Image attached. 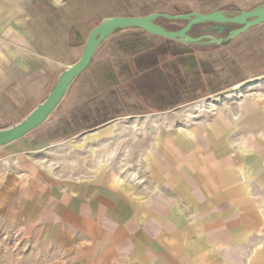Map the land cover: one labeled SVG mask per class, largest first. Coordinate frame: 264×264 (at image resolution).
<instances>
[{
  "label": "crops",
  "instance_id": "1",
  "mask_svg": "<svg viewBox=\"0 0 264 264\" xmlns=\"http://www.w3.org/2000/svg\"><path fill=\"white\" fill-rule=\"evenodd\" d=\"M103 13L96 0H0V129L48 97L106 18L131 16ZM200 44L118 31L51 131L39 136L49 118L0 148V264H264V24L228 46ZM199 87L236 90L230 116L176 121L175 94ZM112 145L140 147L146 170H94ZM64 150L68 168L48 164Z\"/></svg>",
  "mask_w": 264,
  "mask_h": 264
},
{
  "label": "rangeland",
  "instance_id": "2",
  "mask_svg": "<svg viewBox=\"0 0 264 264\" xmlns=\"http://www.w3.org/2000/svg\"><path fill=\"white\" fill-rule=\"evenodd\" d=\"M103 2L105 3L103 4ZM96 3L99 4L102 9H104V15L107 13L112 15L124 13L127 9L130 11V17L147 16L154 13L180 15L188 13H211L215 11H223L227 15L231 16L236 15L241 11H248L263 6L264 0H103L102 2L100 0H96ZM106 6L108 7L105 8ZM108 9H110V11ZM158 24L169 28V30H180L186 25L185 22H168L165 19L158 20ZM215 26V24L210 23L197 26L194 28L191 35L193 37L212 35L216 38H226L229 31L236 29L235 25H226L224 26V32L218 34L216 31L212 30V28ZM200 45L201 44H196L195 46L193 44V46L197 47V49L205 50L204 47ZM213 45L217 46V44ZM261 82L262 81L249 82L242 86L241 89L244 94L250 90L261 89ZM237 95L239 94L236 92V90H230L223 95H215L208 98L206 91L201 87H199L197 92L192 91L191 96H183L181 93H176L174 100L176 102H181V104L178 105L179 107L181 106V108L175 111L176 121H188L190 123L201 122L209 120L211 117H215L217 113L219 116H230L229 109L236 105ZM167 101L160 98L158 108H166V105L169 104L171 100ZM178 106H175L174 108L176 109ZM221 107L225 108V110L228 108V112L225 113L224 111L222 114L221 111L218 110ZM27 116L28 115L22 116L21 121ZM56 118L57 116L50 118V120L44 125V129L39 131V136L48 129H50L49 131L52 130L54 123L57 121ZM72 136L73 135H70V137ZM42 139V142H46V138ZM139 148L140 147H135L133 145L121 147L118 145H112L111 160L103 162L102 157H95L92 167L94 170H100L102 167H104L107 171V174L115 178L121 175L125 177L129 173H134L135 171L139 173L142 171V168L143 171H145V166L147 163H142L140 161V152L136 155V149L138 150ZM55 155L56 156H53L54 159L52 158L50 162L47 161L48 164L57 166L60 165L64 168H68L71 165V156L66 150H64L63 153L60 152ZM136 159L138 161H135ZM84 165H86V163ZM2 232L3 231H0V240L7 239V236ZM12 246L13 243L10 241V239L8 242L5 240L2 243V248L9 249L12 248Z\"/></svg>",
  "mask_w": 264,
  "mask_h": 264
},
{
  "label": "water",
  "instance_id": "3",
  "mask_svg": "<svg viewBox=\"0 0 264 264\" xmlns=\"http://www.w3.org/2000/svg\"><path fill=\"white\" fill-rule=\"evenodd\" d=\"M159 19L172 22H186V25L180 30H167L157 23ZM208 23L216 25L212 30L218 34L224 32V26L226 25H235L239 28L229 31L226 38H216L212 35L193 37L191 35L194 28ZM262 24H264V5L252 10L241 11L233 16H229L223 11H215L211 13L180 15L154 13L140 17L106 18L91 32L81 58L77 63L69 66L61 73L57 84L48 97L22 121L10 127L0 129V148L26 137L44 125L57 110L72 83L89 67L98 48L120 30L138 29L151 35L174 40L182 44L196 45L205 43L228 46L234 39Z\"/></svg>",
  "mask_w": 264,
  "mask_h": 264
},
{
  "label": "trees",
  "instance_id": "4",
  "mask_svg": "<svg viewBox=\"0 0 264 264\" xmlns=\"http://www.w3.org/2000/svg\"><path fill=\"white\" fill-rule=\"evenodd\" d=\"M166 21H168V20H166ZM169 22V21H168ZM158 23V22H157ZM186 23V22H185ZM164 27V26H163ZM164 28H166V27H164ZM167 30H169V28H166Z\"/></svg>",
  "mask_w": 264,
  "mask_h": 264
},
{
  "label": "flooded vegetation",
  "instance_id": "5",
  "mask_svg": "<svg viewBox=\"0 0 264 264\" xmlns=\"http://www.w3.org/2000/svg\"><path fill=\"white\" fill-rule=\"evenodd\" d=\"M237 15V14H236ZM231 16H233V15H231ZM160 20V19H159ZM158 22V21H157ZM239 27L238 26H236V29H238Z\"/></svg>",
  "mask_w": 264,
  "mask_h": 264
},
{
  "label": "bare ground",
  "instance_id": "6",
  "mask_svg": "<svg viewBox=\"0 0 264 264\" xmlns=\"http://www.w3.org/2000/svg\"><path fill=\"white\" fill-rule=\"evenodd\" d=\"M239 89V88H238Z\"/></svg>",
  "mask_w": 264,
  "mask_h": 264
}]
</instances>
